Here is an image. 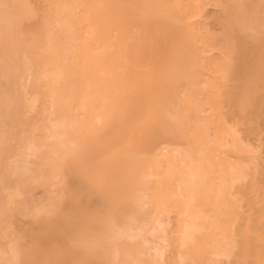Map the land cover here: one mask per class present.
Masks as SVG:
<instances>
[{
  "label": "bare ground",
  "instance_id": "6f19581e",
  "mask_svg": "<svg viewBox=\"0 0 264 264\" xmlns=\"http://www.w3.org/2000/svg\"><path fill=\"white\" fill-rule=\"evenodd\" d=\"M262 26L264 0H0V261L264 264Z\"/></svg>",
  "mask_w": 264,
  "mask_h": 264
},
{
  "label": "snow or ice",
  "instance_id": "6c2138e0",
  "mask_svg": "<svg viewBox=\"0 0 264 264\" xmlns=\"http://www.w3.org/2000/svg\"><path fill=\"white\" fill-rule=\"evenodd\" d=\"M233 23L239 24L241 29L244 31L251 32L252 29L250 26L247 24L242 23L239 18H234ZM261 37H262V45H264V26H262V31H261ZM261 73H262V82H264V53H262L261 56ZM21 200L22 197L19 196V194L16 197H12L9 199L8 203L6 204L5 210L7 212H23V209L21 207ZM106 219H110V217H105ZM71 245L73 246L74 249L76 250H84L88 251L91 250L95 245L88 241L87 239L84 238L83 234L81 231H74L71 233L68 237ZM13 247V252L12 255L14 257L17 256L15 245ZM0 264H38V262L35 261H20L18 258H14L8 261H0ZM48 264H62V262L59 261H49ZM73 264H95L94 261H90L87 259H81V260H76L73 262Z\"/></svg>",
  "mask_w": 264,
  "mask_h": 264
},
{
  "label": "rangeland",
  "instance_id": "374dc122",
  "mask_svg": "<svg viewBox=\"0 0 264 264\" xmlns=\"http://www.w3.org/2000/svg\"><path fill=\"white\" fill-rule=\"evenodd\" d=\"M224 19H225V11H224V6L222 3L218 5H210L208 7L207 24L209 28L217 32L220 31L224 24ZM41 196H42V190H39V189L36 190L35 197L40 198ZM92 204L94 206H99L100 205L99 198L94 196L92 198ZM20 220H21V223H24V224L28 221L27 217H21ZM26 227H28L27 223H26Z\"/></svg>",
  "mask_w": 264,
  "mask_h": 264
}]
</instances>
